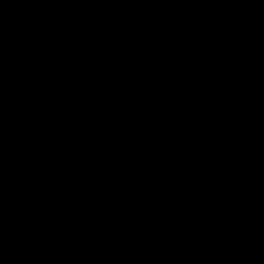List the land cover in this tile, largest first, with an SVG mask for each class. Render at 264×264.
<instances>
[{
	"label": "water",
	"instance_id": "obj_1",
	"mask_svg": "<svg viewBox=\"0 0 264 264\" xmlns=\"http://www.w3.org/2000/svg\"><path fill=\"white\" fill-rule=\"evenodd\" d=\"M63 264H264V0H92Z\"/></svg>",
	"mask_w": 264,
	"mask_h": 264
}]
</instances>
